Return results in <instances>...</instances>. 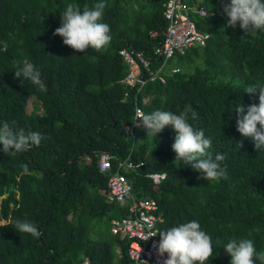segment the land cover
Here are the masks:
<instances>
[{
	"label": "trees",
	"instance_id": "obj_1",
	"mask_svg": "<svg viewBox=\"0 0 264 264\" xmlns=\"http://www.w3.org/2000/svg\"><path fill=\"white\" fill-rule=\"evenodd\" d=\"M182 1L212 14L193 19L210 37L204 47L164 63L154 49L166 29V0H105L102 22L112 40L106 49L86 53L74 52L53 33L69 4L83 10L100 0H0V124L15 120L18 128L44 137L16 155L0 151V264H131L128 242L110 232L111 220L126 216L128 206L107 199L114 171L126 177L135 198L158 202L159 232L198 221L212 237L207 264H230L223 248L234 238L250 239L257 253L264 251V151L236 131L234 112L238 101L245 108L259 103L258 92L245 90L264 86V32L250 36L237 26L223 33L219 0ZM124 48L142 51L150 71L162 68L165 83L149 81L139 93L121 83L128 72L118 54ZM173 59L185 68L171 74ZM25 62L41 72L46 92L15 78ZM185 106L198 114L189 123L212 139L213 156H225L226 179L205 181L182 162L174 166L171 128L146 137L132 126L135 107L179 114ZM101 153L115 158L106 172L98 167ZM117 161L132 167L118 169ZM153 174L165 178L155 184ZM17 219L34 223L42 235L18 233ZM103 222L110 238L90 237Z\"/></svg>",
	"mask_w": 264,
	"mask_h": 264
},
{
	"label": "clouds",
	"instance_id": "obj_2",
	"mask_svg": "<svg viewBox=\"0 0 264 264\" xmlns=\"http://www.w3.org/2000/svg\"><path fill=\"white\" fill-rule=\"evenodd\" d=\"M219 4L220 15L226 21L221 32L235 30L237 26L250 36L264 32V0H219ZM105 8V0L95 3L92 8L85 6L83 10L69 4L60 15V26L53 35L61 37L63 45L74 52L86 53L88 49L100 52L106 49L112 36L110 26L102 22ZM14 73L15 78H22L23 82L29 81L40 92L47 91L41 72L31 63L25 62L23 66H18ZM245 92L250 96L258 92L259 103L245 108L242 102H236V131L243 138H251L257 152L264 151V86L250 85ZM189 119H198V114L191 106H185L179 114L162 110L145 114L142 109L136 108L132 125L143 129L146 137H157L166 127L171 128L175 133L171 146L175 153L172 161L174 166H180L182 162L194 172L200 173L199 178L205 181L226 179L227 169L221 166L225 156L220 153L213 156L210 151L212 139L205 136L203 129L194 128ZM43 139L38 131L26 132L25 129L18 128L15 120L0 124V151L6 155L28 151L32 146H39ZM237 145L239 148L243 146L242 143ZM21 167L26 169V165ZM15 230L34 238L42 235L37 226L28 220L17 219ZM158 235L159 241L154 247L161 264H207L213 255L212 237L201 230L196 220L173 226ZM223 249L231 257L230 264H255L256 259L264 264V251L257 253L254 242L250 239H231ZM141 264H147V261Z\"/></svg>",
	"mask_w": 264,
	"mask_h": 264
},
{
	"label": "built area",
	"instance_id": "obj_3",
	"mask_svg": "<svg viewBox=\"0 0 264 264\" xmlns=\"http://www.w3.org/2000/svg\"><path fill=\"white\" fill-rule=\"evenodd\" d=\"M195 16L208 18L212 14L202 6L192 7L182 0H166L164 2L163 19L166 21V29L162 35L161 44L154 49V56L158 57V60L163 59L165 63L175 55H183L186 50L192 47L206 45L210 36L197 29L193 20ZM150 35L155 37L157 33L151 32ZM118 54L128 68L121 83L129 89H135L136 93H139L149 81L158 79L162 84L165 83L164 76L160 74L162 68L156 72L150 71V62L142 51L124 48L119 50ZM178 71L177 68H174L170 73L174 74ZM136 108L138 107H135L133 122ZM126 131L131 133L130 127H126ZM97 158L101 172L110 170L112 168L111 160H115L108 153H101ZM139 165L143 166V163L141 162ZM116 166L118 169L126 170L132 167V162L117 161ZM150 177L155 184H159L160 180L165 178L161 174H153ZM107 191L109 202L123 203L127 201L128 203L126 216L111 220L110 232L128 242L126 252L130 263L141 264V262L147 261V264H161L154 247L159 241L158 225L161 222L158 202L153 198H135L131 194V184L119 171H114L109 176ZM149 225L152 227L149 228Z\"/></svg>",
	"mask_w": 264,
	"mask_h": 264
},
{
	"label": "rangeland",
	"instance_id": "obj_4",
	"mask_svg": "<svg viewBox=\"0 0 264 264\" xmlns=\"http://www.w3.org/2000/svg\"><path fill=\"white\" fill-rule=\"evenodd\" d=\"M200 3H204L205 1L208 0H197ZM174 67H179V68H185L183 63H178L176 59L171 60L168 63V68H174ZM32 109L31 107V103L28 106V111L30 112ZM108 229V224H105L104 222L99 226V227H95L94 228V233L91 232L90 233V237L96 239V240H107L108 238H110V235L107 232Z\"/></svg>",
	"mask_w": 264,
	"mask_h": 264
}]
</instances>
